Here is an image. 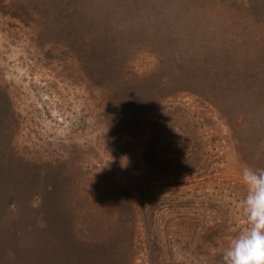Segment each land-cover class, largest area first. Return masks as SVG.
<instances>
[{"label":"rangeland","instance_id":"obj_1","mask_svg":"<svg viewBox=\"0 0 264 264\" xmlns=\"http://www.w3.org/2000/svg\"><path fill=\"white\" fill-rule=\"evenodd\" d=\"M234 69L264 94V0H0V264H103L127 187L156 198L133 237L152 226L175 263L192 260L195 220L215 198L231 205L230 234L245 230L241 174L264 169V104L233 145L184 93L214 100L193 73L213 87ZM227 100L222 113L241 112Z\"/></svg>","mask_w":264,"mask_h":264},{"label":"trees","instance_id":"obj_2","mask_svg":"<svg viewBox=\"0 0 264 264\" xmlns=\"http://www.w3.org/2000/svg\"><path fill=\"white\" fill-rule=\"evenodd\" d=\"M193 71H195L196 73L199 72V70L197 69H193ZM196 73H193L194 76L196 75V77L191 78L189 84L191 85V83L193 82L194 87L207 89L208 92L206 96L211 98L214 97V100H207L203 96H198V93L192 90H185L184 93L188 96L194 97L195 99L199 98L200 102H203V104H205L207 108L211 109L212 112L218 114L217 119L224 123L223 126L230 133L229 137L231 143L233 145H242L244 141H241V139L238 138L239 135L236 131H239L243 128L250 129L257 126L256 123L254 124L253 122H251L253 118H251L250 116H252L251 114L253 112H256L258 114L259 110L264 104L262 99V96L264 97V94L259 92L260 86H258V89L257 86H251V84L247 83L248 80L246 78L238 76V72L235 69L223 72L222 76L216 77L215 85L212 84L213 87L208 86V84L200 86V84H204V82L201 81H204L203 78L205 77L202 72L201 75ZM262 91H264V88L261 87V92ZM230 98H232V100L234 99L235 101V103L232 102L233 105L242 108L240 109L241 112H234L233 110H229V112L226 114L221 112L220 108H218L217 106L218 104H216V101H219V103L227 104V109H229L230 106L227 99ZM240 101H243L244 103L241 104L239 103ZM261 129L263 131H257L260 134L256 136L258 139L264 136L263 126ZM256 142L254 141L251 144L254 149ZM257 150H259V146H257ZM254 156L257 158V153L256 155L252 156L253 159ZM259 158L261 161L260 164L264 166V154L263 157L259 155ZM187 171L189 172L190 170L187 169ZM225 183L224 186L229 189L234 188L236 189V191L240 190L242 192V189L244 187L240 182H229L230 185L228 186ZM123 194L128 200L127 207L126 209H122L119 214L117 213L120 219L116 224H118V228L120 231L116 238L115 249H112V253L108 249L105 251L103 264H134L135 259H133V255L136 253V251H146L148 250V248L150 253L149 255L151 256L148 257L149 260L148 263L146 262V264H225L223 258L224 252L229 247L232 239L234 238V235L230 234L231 232H229V229L230 227L235 226L233 224L234 216L232 214V211L229 209H225V207L227 206L231 207V205L226 203V201H221L219 198H215L216 200L214 199V202L211 205L206 206L203 211V217H201V219L195 220V222L198 223L200 220L199 224H201V226L198 228L199 231L197 230V246L195 252L193 254L190 253V256H192V260H185L183 262L175 263V261H173L175 253L172 248V243H162V239L159 237V235H157L156 229L152 226L146 229L148 230L147 232H144L143 241H141L142 239L138 240V238L135 240V238L133 237L135 235L136 229L138 228L137 225L140 223V221L143 222L144 217L146 218L149 213L150 216H148V218L152 216V206L154 205V203H156V198H150L149 200L138 198L136 200L134 197L132 198V195L140 193L138 190H133L130 187L125 188L123 190ZM239 200L236 198L235 203L238 204ZM139 202V207H137L136 205ZM187 208L188 206L184 207L181 204L172 205V208L170 207L171 211H182L184 209L185 211H187ZM214 210L217 211L220 217H222V221L219 220V222H213L207 218V216L210 213L212 214ZM180 216L185 221H187L188 218H186L185 215L182 216L181 212L180 215L176 216L175 218L173 217L170 220L171 228L173 229V231L175 230V232L177 230L178 233H180L181 230H187V228H184L182 218L180 219ZM149 221H151V218L149 219ZM242 221L246 222V219ZM187 224H189L190 226V222H187ZM142 248L144 250H142ZM83 257L84 256L81 255L80 259H82Z\"/></svg>","mask_w":264,"mask_h":264},{"label":"clouds","instance_id":"obj_3","mask_svg":"<svg viewBox=\"0 0 264 264\" xmlns=\"http://www.w3.org/2000/svg\"><path fill=\"white\" fill-rule=\"evenodd\" d=\"M122 158L128 162L126 156L121 157V166ZM241 180L247 192L240 208L246 214L248 227L232 239L223 258L225 264H264V169L246 167Z\"/></svg>","mask_w":264,"mask_h":264}]
</instances>
